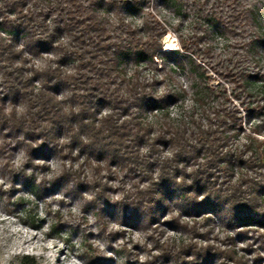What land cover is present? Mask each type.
<instances>
[{
  "label": "trees",
  "instance_id": "16d2710c",
  "mask_svg": "<svg viewBox=\"0 0 264 264\" xmlns=\"http://www.w3.org/2000/svg\"><path fill=\"white\" fill-rule=\"evenodd\" d=\"M220 1L193 0L192 11L204 36L233 48L227 64L208 66L242 109L225 87L216 99L209 68L163 50L169 25L157 16L180 14L182 0H0V133L32 161L82 155L139 178L144 187L114 201L113 213L133 228L171 213L164 224L190 239L166 249L168 264H250L237 239L264 228V0ZM218 222L234 234L212 235Z\"/></svg>",
  "mask_w": 264,
  "mask_h": 264
},
{
  "label": "rangeland",
  "instance_id": "374dc122",
  "mask_svg": "<svg viewBox=\"0 0 264 264\" xmlns=\"http://www.w3.org/2000/svg\"><path fill=\"white\" fill-rule=\"evenodd\" d=\"M216 1L209 0V5ZM182 3L180 14L163 8L157 16L169 25L162 38L163 50H182L209 68L207 80L216 88V99L220 100L224 87L229 95L231 88L208 64L220 69L234 50L223 47L215 36H204L205 24L194 18L193 0H182ZM260 6L264 7V2ZM179 35L189 51L183 50ZM142 74L151 75L152 71L145 68ZM179 81L188 85L186 77L180 76ZM260 85L257 83L253 88L259 90ZM159 89H164V85ZM232 100L242 109L238 100L234 97ZM178 114L177 108L171 109L172 119ZM145 117L154 123L159 119L157 113ZM258 137L264 140V132ZM3 146L4 152H0V264H123L125 260L134 264H168L163 262L167 261L163 256L166 249L189 242L190 234L186 230H175L164 224L171 213H165L160 222L141 228L128 226L121 216L113 213L114 201L129 194L133 196L135 187H144L139 178L124 175L114 167L109 171L90 165L82 155L70 159L52 155L32 161L25 145L16 144L0 133V148ZM169 153L170 149H166L163 155ZM25 179L33 180V184ZM81 182L84 186L78 185ZM185 219L192 222L187 216ZM227 233L234 234L218 222L212 235L225 239ZM249 235L251 238L244 242L237 239L235 246L250 259V264H257L255 257L259 253L264 257V228L254 227ZM160 245H164L163 250Z\"/></svg>",
  "mask_w": 264,
  "mask_h": 264
}]
</instances>
